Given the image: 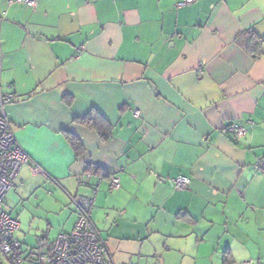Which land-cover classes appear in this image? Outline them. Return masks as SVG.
I'll use <instances>...</instances> for the list:
<instances>
[{
  "label": "crops",
  "instance_id": "crops-1",
  "mask_svg": "<svg viewBox=\"0 0 264 264\" xmlns=\"http://www.w3.org/2000/svg\"><path fill=\"white\" fill-rule=\"evenodd\" d=\"M182 1L0 0V94L29 157L4 202L23 262L73 232L80 197L109 264H264V43L254 59L236 42L264 39V0Z\"/></svg>",
  "mask_w": 264,
  "mask_h": 264
},
{
  "label": "built area",
  "instance_id": "built-area-1",
  "mask_svg": "<svg viewBox=\"0 0 264 264\" xmlns=\"http://www.w3.org/2000/svg\"><path fill=\"white\" fill-rule=\"evenodd\" d=\"M194 0H183L178 7L192 5ZM35 0H8V6L25 5L34 7ZM12 102V96L0 94V249L10 264H22V244L15 233L19 229V223L14 220L6 211L4 202L7 193L12 189L22 167L29 162L28 155L18 144L11 123L7 116L6 106ZM140 111H135L139 117ZM247 128L233 124L226 129L235 140H240L247 134ZM258 168L264 169L260 160ZM191 180L179 176L170 181L171 186L176 190L189 188ZM121 186L117 176L110 178V188L118 190ZM78 220L70 234L60 235L55 241L49 244L40 239L38 241L37 264H109L103 254L104 242L96 230L92 220L93 200L83 198H71ZM244 264H251L245 262Z\"/></svg>",
  "mask_w": 264,
  "mask_h": 264
},
{
  "label": "trees",
  "instance_id": "trees-1",
  "mask_svg": "<svg viewBox=\"0 0 264 264\" xmlns=\"http://www.w3.org/2000/svg\"><path fill=\"white\" fill-rule=\"evenodd\" d=\"M236 42L240 44L242 47H244L246 51L254 59L260 57L263 54L261 52V48L264 43V39L261 38L255 32L253 28H249L246 31H244L240 36H238V38L236 39ZM98 130L100 131V135L102 136L103 139H106L112 136V133H110V128L108 129L107 127L105 128V126H102V127L99 126ZM66 137H67L68 142L71 144V146L76 151V153L79 154L82 150L81 142L73 134L66 133ZM0 264L2 263L0 262Z\"/></svg>",
  "mask_w": 264,
  "mask_h": 264
},
{
  "label": "rangeland",
  "instance_id": "rangeland-1",
  "mask_svg": "<svg viewBox=\"0 0 264 264\" xmlns=\"http://www.w3.org/2000/svg\"><path fill=\"white\" fill-rule=\"evenodd\" d=\"M36 248H38V242ZM0 262L2 264H10L9 261L5 258V256L1 253V251H0ZM22 264H27V263L23 262Z\"/></svg>",
  "mask_w": 264,
  "mask_h": 264
}]
</instances>
